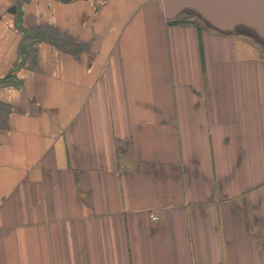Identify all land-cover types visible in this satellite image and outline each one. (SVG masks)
Wrapping results in <instances>:
<instances>
[{
    "label": "crops",
    "instance_id": "1",
    "mask_svg": "<svg viewBox=\"0 0 264 264\" xmlns=\"http://www.w3.org/2000/svg\"><path fill=\"white\" fill-rule=\"evenodd\" d=\"M0 264H264V47L162 0H0Z\"/></svg>",
    "mask_w": 264,
    "mask_h": 264
},
{
    "label": "water",
    "instance_id": "2",
    "mask_svg": "<svg viewBox=\"0 0 264 264\" xmlns=\"http://www.w3.org/2000/svg\"><path fill=\"white\" fill-rule=\"evenodd\" d=\"M167 19L190 12L222 32L243 27L264 47V0H162ZM15 7L12 8L15 11Z\"/></svg>",
    "mask_w": 264,
    "mask_h": 264
},
{
    "label": "rangeland",
    "instance_id": "3",
    "mask_svg": "<svg viewBox=\"0 0 264 264\" xmlns=\"http://www.w3.org/2000/svg\"><path fill=\"white\" fill-rule=\"evenodd\" d=\"M181 18H195L197 20H200L202 22H205L203 21L201 18L199 17H196L193 13H190V12H184L182 15H181ZM206 23V22H205ZM207 24V23H206ZM234 32L236 33H239L241 36L247 38L248 40H250V42L256 44L257 46H263L262 45V42L258 39V37H256L252 32L250 31H247L245 28L243 27H239L237 28Z\"/></svg>",
    "mask_w": 264,
    "mask_h": 264
},
{
    "label": "trees",
    "instance_id": "4",
    "mask_svg": "<svg viewBox=\"0 0 264 264\" xmlns=\"http://www.w3.org/2000/svg\"><path fill=\"white\" fill-rule=\"evenodd\" d=\"M195 15V14H194ZM196 16V15H195ZM181 17V16H180ZM180 17L178 16L177 18H175V19H173V20H171V21H173V22H180ZM196 17H198V16H196ZM208 24V23H207ZM209 25V24H208ZM209 26H211V25H209ZM212 27V26H211ZM213 28V27H212ZM215 29V28H214ZM217 30V29H216ZM217 31H219V30H217ZM247 31H249V30H247ZM219 32H222V31H219ZM222 33H224V34H229V33H232V32H222ZM259 39V38H258Z\"/></svg>",
    "mask_w": 264,
    "mask_h": 264
},
{
    "label": "built area",
    "instance_id": "5",
    "mask_svg": "<svg viewBox=\"0 0 264 264\" xmlns=\"http://www.w3.org/2000/svg\"><path fill=\"white\" fill-rule=\"evenodd\" d=\"M151 217H152L153 220H158V219L160 218V217H159L157 214H155V213L151 214Z\"/></svg>",
    "mask_w": 264,
    "mask_h": 264
}]
</instances>
